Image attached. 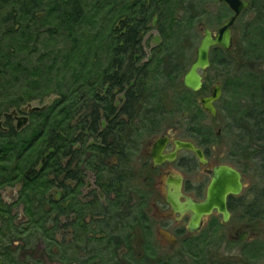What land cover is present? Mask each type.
Listing matches in <instances>:
<instances>
[{
	"label": "trees",
	"instance_id": "1",
	"mask_svg": "<svg viewBox=\"0 0 264 264\" xmlns=\"http://www.w3.org/2000/svg\"><path fill=\"white\" fill-rule=\"evenodd\" d=\"M247 1L254 12L264 8V0ZM97 3L0 0V120L5 129H0V264H43L40 255H33L37 240L43 241L44 258L54 259L55 246L63 261L62 245L52 242V236L65 228V211H76L72 225L77 234L85 214L105 209L98 201L82 203L76 197L83 179L81 168L95 172L96 183L104 193L110 192L112 180L104 177V171L112 158L125 159L129 140L125 132L136 113L133 105L140 103L142 94H150V111L141 112V122H152L153 126L152 119L162 108L157 73L168 72L163 79L165 87L174 81L176 72L170 70L176 64L173 59L194 48L196 20L217 0H149L150 8L154 3L149 18L157 14V27L165 37L151 61L134 69L131 66L138 65L140 59L135 61L129 53L138 42L115 41L114 21L98 18ZM227 12L219 8L214 24H220ZM252 20L246 30L251 28L249 36H258L261 43L264 14L255 13ZM228 65L223 54L219 66L243 92L240 99L245 102L230 106L235 109L231 116L238 132L232 138L229 158L242 174L252 171L262 184L256 198L244 207L247 219L254 221L264 214V202H260L264 199V71L229 76ZM102 81L116 83L119 92L125 91L117 112L128 119L118 118L116 126L109 121L106 134L100 137L95 134L100 125L99 110L112 113L114 109L112 100L97 97L96 83ZM179 93L183 101L193 97L182 87ZM34 101L46 107L34 113L21 112ZM13 110L28 116V123L20 130L10 115ZM69 180L75 182V188L67 185ZM17 186L15 199L4 201L1 191ZM239 208L238 200L229 199V210ZM18 209L23 215L19 221L14 212Z\"/></svg>",
	"mask_w": 264,
	"mask_h": 264
},
{
	"label": "flooded vegetation",
	"instance_id": "2",
	"mask_svg": "<svg viewBox=\"0 0 264 264\" xmlns=\"http://www.w3.org/2000/svg\"><path fill=\"white\" fill-rule=\"evenodd\" d=\"M217 5L221 9H227L228 16L220 24L215 25L214 18L219 8L217 7L216 14H213L210 5H206L208 13H202L198 18L199 20H196L198 37L194 48L191 49L190 47L191 52L187 55L179 54L176 56L173 59H176L175 66L169 68L176 72L172 76L174 81H170L165 87L163 86V79H166L168 72L159 71L157 73L158 82H161L157 85V91L162 96L159 99L162 108L158 109L156 118L152 119L155 120L153 126L151 125L152 122L148 121L152 128L148 125L149 123L141 122V118H143L141 112L150 111V94L147 96L142 94L138 98L140 103L133 105L136 113L133 115V124L125 132L129 138L125 159L123 160L121 157L112 158L107 162L104 171V177H111L112 180L110 192L104 193L101 186L96 183L95 172L81 168L83 179L79 182L80 187L76 197L82 203L98 201L105 209L97 210L92 214H85V217L79 222L77 234L74 233V225H72L76 211L66 210V216L62 218V222L66 223L65 228L62 232L52 236V242L62 245L63 261L59 260L58 250L55 246L52 248L55 254L54 259L44 258L41 253L44 248L43 241L37 240L33 255H40L43 264H255L259 262L240 261L238 258H231V261H189V263H182V261H173V258L167 259L166 255L162 253L164 248L173 250L176 245L182 247L190 244L193 236L197 235L205 225L208 223L212 225L217 221V216L221 217L220 225L231 219L233 212H238L242 217L247 218L245 205L242 201L237 196H228L226 200L227 209L229 199L238 200L240 208L228 209L230 216L226 222H222V216L214 210L209 216L203 218L200 230L192 233L188 232L187 229L189 215L175 212L167 201L168 193H174V188L178 184H180L179 193L182 195L179 198L180 201L183 202L184 197L203 201L210 182V173L217 166L227 165L236 169L241 175L243 184V174L228 161L230 150L228 151L227 148L231 138H228L229 143L227 145V140L224 137L223 156H217L214 153L215 141L222 138L224 132L232 137L236 136L238 130L231 116L235 109L227 104V97H225L227 96L226 86L228 85L226 80L229 77L226 75L228 77L226 78L224 75L222 78L218 76L219 79H211L209 72L214 65L219 66L223 54L227 55L229 64L227 68H231V65L236 64L239 67L247 63L240 57L244 49L243 41H239V32L237 33L236 30L234 32L233 26L244 16H249V22H252L255 13L264 14V8L254 12L249 3V6L240 12L231 26L232 46L229 51H224L219 46H212L209 49V66L204 71L198 72L202 75L201 89L196 92L186 89L193 96L191 99L188 98L190 100H185L186 102L182 100L179 93L180 89L173 91L168 98L165 95L167 89L170 88L172 91L175 88L174 83L180 78V88H184L182 78L195 60L196 49L203 37L202 30L208 29L215 35L218 28L232 17L233 11L228 6L221 4L218 0ZM153 6L154 3L150 8L149 0H98V18L102 21L105 17H110V20L114 21V28L117 32L113 36L114 40L119 42L124 39H131L138 42V45L132 46L129 54L134 57L135 61L140 60L138 65L133 64L131 69L151 61L153 52L160 51L161 42L165 37L157 27V14L153 13L151 20L149 18ZM142 8L144 9L140 10ZM136 21L138 25L135 24ZM102 38L105 37L102 36ZM150 40L155 42L146 51V46ZM231 56L233 59L230 58ZM258 62L259 65H254L256 66L254 71L256 73L264 71L260 65L261 61ZM184 63L185 65H183ZM177 71L183 72L178 75ZM231 85L234 86L232 83ZM96 86H98L97 97L102 100H112L114 106L112 113L104 112L103 109L99 110L100 125L95 134L101 137L106 134L105 130L109 121L114 122L116 126L118 118L126 120L128 115H119L117 112L124 100L125 91L119 92L117 84L113 82L102 81L96 83ZM216 86L219 87L220 97L213 102L216 115L212 116L202 108L200 99L210 97ZM223 96L224 99H222ZM140 104L143 105L144 110ZM138 115H141L140 119L137 118ZM170 118H173V123L170 122ZM216 124L218 125L217 128H215ZM134 125L136 126L135 130L133 129ZM176 141L191 143L201 151L204 162L200 161L192 150L177 148ZM169 156L171 158H168ZM112 166L114 168H111ZM67 185L70 188L76 186L72 180H69ZM249 222L242 224L240 230H235L228 242L237 244L246 240L251 227ZM243 236L244 239L241 240L240 238ZM38 243L41 246L39 251L36 250ZM14 245H17V242Z\"/></svg>",
	"mask_w": 264,
	"mask_h": 264
},
{
	"label": "rangeland",
	"instance_id": "3",
	"mask_svg": "<svg viewBox=\"0 0 264 264\" xmlns=\"http://www.w3.org/2000/svg\"><path fill=\"white\" fill-rule=\"evenodd\" d=\"M217 7V4L210 5L213 14H216ZM249 21V16H244L242 20L237 21L233 26V31L236 30L237 33L239 32V41H243L242 43L244 49L240 57H242L244 61L246 60L247 63L245 65H240L239 67L234 63V66L231 65V68H227L228 71L231 72L230 76L234 74L236 76L242 75L243 77H246L250 70L252 72L255 71L256 66L254 65H259V60L261 61L260 65H262V67L264 68V40L259 43L260 41L258 36H249L251 33V28H249V30H246V23H248ZM246 31L247 34H245ZM242 32L244 33L243 35ZM154 42L155 41L153 40L148 41L146 51H148L149 47H151ZM230 58L233 59L232 56ZM210 70L211 71L209 72V75L211 79H219L224 77L225 75L224 73H222L223 67L221 66L214 65V67ZM218 76L220 77L218 78ZM225 77L228 78L226 75ZM226 82L228 84L226 86L227 96H225L227 97V104H229L230 106L241 105L243 103V100L240 99V97L243 92L231 85L232 80H230L229 78L226 80ZM180 86L181 78L175 81V88H173L172 91L170 90V88L167 89V91L165 92L166 98H168L173 91L179 90ZM246 96L248 97L247 93ZM222 99H224V96ZM46 102L47 100H45V103ZM31 105L40 106V103L34 101L31 103ZM170 122H174L173 118H170ZM217 127L218 125L216 124L215 128ZM224 137L227 140V145L229 143L228 138H231L227 150H232V138H234L235 135L231 137L227 132H224L223 137L215 141L214 153H216L217 156L224 155ZM228 161L232 165L235 164L232 158H230ZM242 180L244 188L241 194L237 197L242 201L244 205H247L249 202L256 198L260 189L262 188V184L257 183V179L254 178V174L252 173V171L243 173ZM17 190L18 186L14 188H4L1 191L3 200L9 202L11 199H15ZM260 202H264V199H261ZM14 212L17 215V221L23 219L21 209H18L16 211L14 210ZM216 218V222H214L212 225H209L208 223L197 235L193 236L190 244L184 245L182 247L181 245H176L173 250L164 248L162 253L166 255L167 259L173 258V261H182V263H189V261H231V258H238L240 261H259L255 264H264V214L262 218L255 219L254 221L249 222L248 219L242 217L240 213L233 212L231 219H229L222 225L219 224L221 217L217 216ZM248 222L250 223L251 227L247 239L237 244L229 243L228 240L230 239L229 237L231 236V234L233 236V232L235 230H240L242 227L241 225ZM158 242L160 241L158 240ZM40 248L41 246H39L38 243L36 246V250L39 251ZM176 252L178 253L176 254ZM175 257H177V259H175Z\"/></svg>",
	"mask_w": 264,
	"mask_h": 264
},
{
	"label": "water",
	"instance_id": "4",
	"mask_svg": "<svg viewBox=\"0 0 264 264\" xmlns=\"http://www.w3.org/2000/svg\"><path fill=\"white\" fill-rule=\"evenodd\" d=\"M221 4H225L232 11L233 15L225 21L213 35L208 29H203V37L196 49V57L189 69L183 75L182 85L185 89L191 92H196L202 87V75L199 71H204L209 66L208 53L212 46H219L224 51H229L232 46L231 26L234 24L240 12L249 6L248 1L245 0H218ZM220 97L219 87L216 86L212 95L208 98H201L200 103L202 108L212 116L216 115V110L213 102ZM46 105L32 106L27 105L21 112L24 114L38 112L43 110ZM10 115L15 121L16 130H20L28 123L27 115H19L16 110L11 111ZM0 129L2 127L0 121ZM177 148H185L196 153L200 161L204 162L202 153L196 149L191 143L176 141ZM156 156V155H154ZM168 158H171L169 156ZM180 184L174 188L175 192L168 193L167 201L172 206L175 212L180 214L187 213L189 215V223L187 226L188 232H198L202 226L204 217L209 216L214 210L222 216V222H226L230 216L226 200L228 196H238L243 190L240 173L227 165L217 166L210 173V182L206 189L205 199L203 201H196L192 198L184 197V201H180L179 193ZM244 239V236L240 238Z\"/></svg>",
	"mask_w": 264,
	"mask_h": 264
}]
</instances>
